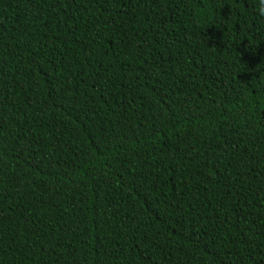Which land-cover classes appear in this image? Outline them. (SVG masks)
I'll list each match as a JSON object with an SVG mask.
<instances>
[{
	"label": "trees",
	"instance_id": "trees-1",
	"mask_svg": "<svg viewBox=\"0 0 264 264\" xmlns=\"http://www.w3.org/2000/svg\"><path fill=\"white\" fill-rule=\"evenodd\" d=\"M262 0H0V264H264Z\"/></svg>",
	"mask_w": 264,
	"mask_h": 264
},
{
	"label": "clouds",
	"instance_id": "clouds-1",
	"mask_svg": "<svg viewBox=\"0 0 264 264\" xmlns=\"http://www.w3.org/2000/svg\"><path fill=\"white\" fill-rule=\"evenodd\" d=\"M262 3H264V0H262ZM262 13H264V8L261 9Z\"/></svg>",
	"mask_w": 264,
	"mask_h": 264
}]
</instances>
